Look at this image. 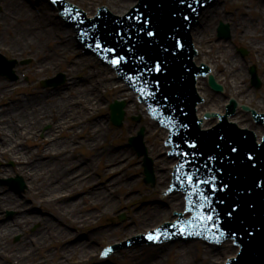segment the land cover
<instances>
[{"label": "bare ground", "instance_id": "bare-ground-1", "mask_svg": "<svg viewBox=\"0 0 264 264\" xmlns=\"http://www.w3.org/2000/svg\"><path fill=\"white\" fill-rule=\"evenodd\" d=\"M30 1L0 0V5L4 9L2 13L0 12V49L18 58L34 56V64L30 67L34 71V77L47 74L49 71L55 72L57 66L65 65L67 73L72 76L79 72L86 73L79 81L77 79L71 81L69 77L62 82L56 80L57 89L35 88L31 96L16 97L11 103H5L6 109H0V157H7L8 160L15 162V171L18 168L25 175L35 204L44 209L42 210L44 213H51L59 219H68L70 222L66 223L71 225L92 227L99 219L98 209L115 216L120 208L126 206L127 209H131L133 222L130 223L127 220L116 227L109 224L104 228L95 229L93 233H88V240L73 241L70 240L72 235L67 229L57 226L52 220H45V222L42 220V222L41 214L37 213V209L24 212L25 203L22 198L17 197L16 193H5L0 190V211L10 209L16 214L11 221L8 219L0 221V257H2L0 264H65L66 260L69 264H96L95 262L105 264L99 261L97 254L99 244L104 239L111 241V238L117 235L130 232L127 236H131L138 232V228H157L171 215V211L155 200H152V206L149 207L139 204L142 201L136 195L137 191L130 188V186L133 188L136 186L137 180L126 174L130 164L137 159L133 156V152L125 147L113 149L108 145V141L113 140L117 133L107 128V123H111L109 114L105 116L108 118L106 120L105 117L97 116V113L100 110L102 112L106 103L111 104V98L131 100L126 111L144 114V120L147 121L145 138L147 144L152 145L149 148V155L155 160L154 170L160 189L168 186L172 168L177 163V159L168 157L166 151L169 147L161 143V140L164 141L168 136V130L160 128L155 121L148 122L145 106L143 105V109H140V105L135 100L136 94L132 93L128 83L116 81L117 76L110 66H101L97 71L89 73L88 68L94 61L88 56L78 55V46L71 36V30L60 23L59 17L57 18L52 10L53 6L48 5L47 0ZM136 1L78 0V4L86 7L89 16L96 14L97 6L100 4H106L107 8L116 15H123ZM225 1L238 4L245 2L244 0ZM253 5L255 6L253 9H244L247 14L251 11L252 15L247 16L242 11L227 15L220 3L213 5L204 11L201 16L202 27H196L192 35L205 61L209 55L211 62L215 63L212 75L223 84L225 90L229 88L231 96L237 98L240 104L244 102L250 104L252 99L254 101L258 99V105L255 107L261 111L264 109V91L260 95L251 93L247 85L243 83L250 74L242 65V61L232 54L229 47H221V44L212 41L218 22L228 23L232 38L240 42L246 41L249 49L258 53L256 63L261 68L262 78H264V1L254 2ZM31 6L40 10L34 13ZM255 13L258 16L254 15ZM206 42L212 49L211 54L214 52V46L218 45L215 55L207 53ZM249 57L253 58L252 55ZM196 60L199 64L204 59L197 56ZM21 68L25 67L23 65L18 67V69ZM207 80L208 78L198 79L200 95L206 99L205 105H198L200 118L209 111L224 114L230 98L226 94H213L206 84ZM8 84L9 82L0 80V100L9 98L18 89L16 86L10 90L12 85L10 84L7 88ZM217 120V118L205 120L204 128H210ZM231 121H238L240 127L253 129L258 134L259 141L264 134V126H255L250 120L249 113L242 114L238 110ZM130 123L128 122V128L125 127L127 133L139 129V124ZM48 125L47 129H50H44ZM41 133L43 135L47 133V136L42 141H38L39 148L35 151L26 149L24 140H31L34 134ZM58 133L64 138H67L65 135L67 133H72L71 136L75 139L85 138L79 142V145L85 144L93 150L90 152L91 159L87 158L88 161L85 164L78 163L75 158L73 160L68 151L70 148L72 150L74 145L66 139L56 141L53 137ZM119 134L121 142L123 132ZM149 139L153 141V144ZM95 166H98L100 178H96L92 173ZM1 169L6 170V168L0 165V172L5 173ZM101 180L103 183L107 180L104 185L112 187L114 192H122L126 198L120 202L116 201V198L112 196L114 192H107L104 185H100ZM167 198L173 205L171 210H184L185 200L181 193H172ZM87 199L94 201L93 209H87L88 206L83 209L82 202ZM135 202H138L141 208L133 213L132 208L138 205L134 204ZM29 206L26 205L25 208ZM170 219L175 220L177 217H170ZM33 221L34 223L39 221L37 223H41L42 229L31 235V238L27 234L20 243L10 241L13 234L18 233L23 227H31ZM90 239L93 241L90 242ZM119 239L116 238L113 242ZM193 246L196 252H193ZM55 247L57 248L54 249ZM237 251V248L228 244L222 249L206 247L203 252L198 246L196 247L195 242H191L181 243L176 250L174 245H168L165 251L164 249L155 251L145 258L139 257V254L133 255L134 253L131 252L128 258L129 264H224L228 258L236 255ZM165 252L173 255L174 260L171 263L164 261ZM198 252H203V258L200 261L196 255Z\"/></svg>", "mask_w": 264, "mask_h": 264}, {"label": "rangeland", "instance_id": "rangeland-1", "mask_svg": "<svg viewBox=\"0 0 264 264\" xmlns=\"http://www.w3.org/2000/svg\"><path fill=\"white\" fill-rule=\"evenodd\" d=\"M245 2L243 4H238V3H233L232 1L231 2H226L225 0H220V4L221 6H223V10H226V14L227 15H231L233 13H237L238 11H242L243 14H245L246 16L247 15H250L251 14V11L247 14L245 12V8L247 9H253L255 6L253 5L254 2H261V1H264V0H244ZM73 2V1H72ZM252 2V3H251ZM74 3H76L78 6V0H75ZM248 3V5H247ZM106 4H100L98 6H105ZM97 6V7H98ZM84 8V11H87L86 10V7H82ZM3 8H2V5H0V12L2 13L3 12ZM257 10V9H255ZM35 13V11H34ZM257 13H255L254 15H256ZM252 15V14H251ZM258 16V14H257ZM254 19L257 20V17L254 16ZM219 23V22H218ZM218 26L219 24L217 25L216 27V34H214V37L212 38V41L213 42H216L217 44H221V47L222 46H225V47H229V50L232 51V54L235 56H237L240 61H242V65L244 67H246L247 71L249 72V67L250 66H255L256 69H257V73H258V77L261 81V86L260 87H255L252 85V80H251V76L249 78H247L243 83L247 85V89L251 91V93H258V95H260L263 91H264V78L263 77V74H262V71H261V68L259 67L258 63L257 62V59H258V53L255 51V50H250L249 47H248V44L246 41H243V42H240L238 39H233L231 37V39L225 41V40H218V37H217V29H218ZM209 43L206 42V50H207V53L210 55H215V52L217 51L218 49V45L214 46L215 49H214V52H212L211 54V48L209 47ZM217 48V49H216ZM240 48L244 49L246 51V55H241L240 53ZM78 55L82 54V48L81 49H78ZM0 54L6 56L7 58H9L10 60H13L15 61V66H14V75L16 76V78L14 79H10L9 78H6L4 76H0V80H5L6 82H9V84L7 85V88L9 87V85L11 84L12 85V88L10 90H13L16 86L18 87V89L15 91L14 94H11L9 96V98H5L4 100H0V109H6L7 106H5L4 104L5 103H11L13 99H15L16 97H20V98H27L28 96H31V93L33 91V89L35 88H39V89H43V90H52V89H57L58 87H54V86H47V87H43L42 86V82L43 81H46L47 79H50V78H55L57 77L59 74H62V76L64 77V81H66L69 77V79L72 81L73 80H80L81 79V76H84V74L86 72H79L78 74H75V75H71V74H68L67 73V67L66 65L65 66H57V70H55V72H52V71H49L47 74H41V75H36V77H34V71L33 69H30L31 65L34 64V56H31V55H27L23 58H18V57H15L13 55H11L10 53H8L6 50L4 49H0ZM83 55V54H82ZM252 55V59L249 57ZM86 56H89V59L92 58L91 55H86ZM74 57H77V56H74ZM63 58V57H62ZM200 58L204 59L202 61H205V57H203L202 55L200 56ZM64 59V58H63ZM70 60V59H69ZM93 60V59H92ZM66 61V60H65ZM206 61L209 62L213 67L215 65V63L211 62V60L209 59V55L207 56L206 58ZM69 64V63H68ZM101 62L98 61V63L96 62H92V64L90 65V67L88 68V72L91 73V71H97V69L99 67H101ZM23 65L25 68H21V69H18L19 66ZM225 67V65H223ZM87 72V73H88ZM218 74H222V72H218ZM212 92V90H211ZM226 92V96H230V98L232 97L230 92L231 90L228 88ZM213 93V92H212ZM252 95V94H251ZM76 97V96H75ZM74 99V97H73ZM111 101H113V99L110 98ZM124 100V99H122ZM79 101V100H78ZM77 101V102H78ZM126 101V100H125ZM131 102V100H128L126 101V107L127 105ZM258 102L259 100L255 99V101L252 99L250 101V104H252L253 106L252 107H255L258 105ZM245 103V102H244ZM79 104V103H78ZM247 104V103H246ZM142 108V105L140 104V109ZM126 109V108H125ZM238 110L241 111L242 114H246V112L243 111L242 108H238ZM262 112H264V109L261 110ZM105 113V115L103 114ZM109 106L108 104L106 103L105 106L103 107L102 109V112L100 110V112L97 113V116H99L100 118L102 117H107V115L109 114ZM105 117V118H106ZM134 117H140L139 121L135 120ZM147 117V120L148 122H151L150 118L146 115ZM108 118H106L107 120ZM251 121L255 124V126H257L258 124L252 119V117H250ZM146 120V119H145ZM144 120V114L141 113V112H133V113H129L128 111H126V116L124 118V122H123V125L121 127H116L114 126L113 124H108L107 123V128L110 130V131H115L117 133V136L115 138L110 139L108 141V145L110 147H112L113 149H121L123 147L131 150L133 152V156L137 159L134 161L133 164H130V169L129 170H126V174L128 173L129 175H131L133 178H135V181L137 180V184L136 186L133 188V186H130V188L133 190L135 189L137 191L136 195L138 196V198L140 199V201H142L141 203H139L140 205L142 206H152L151 203L153 202L152 200H155V202L158 201V203H161V201L163 200L162 196H163V193L165 192V188H162L160 189L159 187V183L157 181V175L155 173V183L154 184H146L144 182V173H143V162H144V157H141L137 151L132 148V147H129L128 144H129V138L131 136H136L138 134V132L141 130V128H145V135H146V127H147V121ZM128 122H131L132 124L135 123V124H139V129L136 131H132L131 133H127V131L125 130V127L128 128L129 127V124ZM130 123V124H131ZM48 126H46L44 129H47ZM50 129V128H48ZM47 129V130H48ZM79 132L81 130H78ZM123 132V136H122V139H121V142H120V134ZM47 134V133H46ZM46 134H40V135H37V134H34L31 138V140H24L26 143V149L28 150H37L39 148V144L38 141H42L47 135ZM67 136V138L63 135H60L59 133L56 135H54L53 138H56V141H61V140H67V141H70V144H73L74 145V148L71 150L68 151L69 154L72 155L73 157V160L75 158V161H78V163H81L82 164H85L87 160V158H89V160L91 159L92 157V154L90 153L91 150L89 147H86L87 145L85 144H80L79 145V142L80 141H83V139L85 138H81V139H75V138H72V133L71 134H65ZM119 137V138H118ZM151 144H153V141H151V139H149ZM161 143L162 140H161ZM144 147L147 149L148 153H149V148L152 147V145H149L147 144V139L145 138L144 136ZM148 156L152 159L153 161V167L154 169L156 168L155 167V160L153 157H151L149 154ZM7 157H0V165L1 167L4 166L6 168V170L4 169H1L5 171V173H2L0 172V180H4V179H8L9 177H16V176H21L23 178V181L25 183V188L22 192L20 193H17V197L19 198H22L24 203H25V207L26 205H30L29 207L25 208L23 207V210L24 212H29L30 210H34V209H37V213L41 216V221L43 220L45 222L46 221H49V220H52L57 226H61L62 228H65L67 229L68 232H71V239L70 240H78V239H82V240H85V239H89L88 238V233H93L95 231V229H99V228H104L106 226H108L109 224L112 225V227H116L120 224H123L125 223L127 220L132 223V217L133 215L130 214V211L131 209H127L126 206H123L122 208H120L118 210V213L115 214V216H111L109 214H107L104 210L100 211L99 209L97 210L98 212V221L94 223V225L92 227H78V226H75V225H71V224H68L66 222H70L68 219L66 220L64 218V220L62 218H58V216H55V215H52L51 213H44L42 209L39 205H36L32 195L33 193L31 192L30 188H29V184L27 182V179L25 177V175H23V173L17 168V171H15V167H16V164L13 160H8V158L6 159ZM45 159V158H44ZM13 169V170H11ZM3 171V172H4ZM125 171V170H123ZM155 171V170H154ZM92 173L96 176V178H100L101 177V174H100V171H98V166H95L94 169H92ZM103 180V179H102ZM102 180L100 181L101 182V186L104 185V183H107V180H105V182L103 183ZM105 187V190H107V192H114L112 189V187H108L106 185H104ZM29 189V191H28ZM0 190H2L3 192H12L10 190V188L8 186H5V185H0ZM13 193H16V192H13ZM63 195H65V193H63ZM113 197H115L116 201H121L122 199H125L126 196L123 195L122 192H114ZM166 201V200H165ZM167 209L171 210V208L173 207V205H171L169 203V201H167ZM134 204H138V202H135ZM137 205L135 206L134 208H132V211L133 213L137 210H139L141 207L140 205ZM170 205V206H169ZM35 206H37L35 208ZM85 206H88L87 209H93L94 207V201L93 200H89L87 199L85 202H82V207L83 209H85L84 207ZM86 209V210H87ZM13 213V216L9 217L8 216V213ZM0 221H3V219H8L9 221H11V219H13V217L16 215L15 212L13 210H10V209H6L4 211H0ZM3 215V216H2ZM100 215V216H99ZM121 215H125L124 219H120ZM172 213L169 217H167L166 220L170 219V217H172ZM62 219V220H61ZM42 221V222H43ZM39 222V221H37ZM33 221V224L31 227H23L18 233H15L13 234L11 237H10V241L11 242H14V243H20L25 236L30 235V238L32 237L31 235H33L35 232L39 231L40 229H42L40 226L39 223H37ZM15 224V223H14ZM15 227H17L16 225H14ZM149 226H152V225H149ZM139 230L138 231H146V229L148 228H138ZM134 230H137L136 228H134ZM30 234H29V233ZM136 232V231H135ZM131 233V232H130ZM129 233V234H130ZM129 234H121V235H117L113 238H111V241L110 239H104L102 243H100V248L101 246H105L113 241H115V239L117 238H120V239H124L127 235ZM77 238V239H76ZM119 239V240H120ZM93 240L90 239V242H92ZM196 244V247L198 246L200 248L201 251L204 252L205 248H209V246L201 241H196L195 242ZM174 245V250H176L179 245H180V242L178 243H175V244H172ZM59 246V245H58ZM57 246V247H58ZM57 247H55L54 249H56ZM142 247V246H141ZM164 249H166L167 246H163ZM194 247V246H193ZM99 248V250H100ZM223 248V247H222ZM220 248V249H222ZM162 248H158V247H150L149 248H140V247H136V249H134L133 251L131 249H126L125 251H122V252H119V253H116L115 255H113L111 258H110V261L113 263V264H129L130 262V259L128 258L130 255L131 252H133L135 254H139V257H147V256H150L152 255L153 252L155 251H159L161 250ZM193 249V252H196V248H192ZM99 250L97 251V254L99 253ZM129 252V253H128ZM203 252L196 254L198 255V259L199 261L202 260L203 256ZM132 255V254H131ZM164 261L168 262V263H171L172 260H174V257L173 255H169L168 252H165L164 253ZM196 257V256H195ZM194 257V258H195ZM2 258V257H0ZM99 259V258H98ZM109 261V262H110ZM110 262V264H111ZM97 264V262H95ZM65 264H69V262L66 260L65 261ZM173 264V263H172Z\"/></svg>", "mask_w": 264, "mask_h": 264}, {"label": "snow or ice", "instance_id": "snow-or-ice-1", "mask_svg": "<svg viewBox=\"0 0 264 264\" xmlns=\"http://www.w3.org/2000/svg\"><path fill=\"white\" fill-rule=\"evenodd\" d=\"M53 3H56L57 0H52ZM140 23L141 27L139 31L143 32L145 30V26L150 22L147 20H139L136 18ZM188 19V17H185ZM118 35H123V33H119ZM146 35L150 38L156 37L157 33L154 31H147ZM98 51L105 53V59H108L110 56L111 59H108V63L114 67L119 69L123 64L127 63V56L120 55L117 53V49L115 47H109L103 41V38H96L94 37V45H89V47H93ZM175 47L177 49H182L183 45L176 41ZM129 52L132 51L131 48L128 49ZM164 52L168 50L165 48L163 49ZM175 55V53H172ZM139 62L143 67L138 69L139 75L133 77L132 75H128L125 77L130 82L134 80L139 81L143 80V87L137 88L140 95L144 98H150L152 100L156 99L157 91L152 90L159 89V80H155L153 83L152 80L146 79L149 74H161L165 72V61H162L157 54L153 60V63L149 66L147 63L145 56L141 55L139 57ZM135 86V85H134ZM165 99H167L165 97ZM150 110L155 113L154 109ZM169 123L172 126H176L179 124L180 128H187V125L180 123L179 121L175 120L174 117H169ZM163 124V120L160 121ZM169 125H165L168 127ZM226 137L224 135H220L218 140L224 141ZM185 146L188 148L195 149L197 148V144L195 142H189L188 140H184ZM220 144L216 145L217 148H220ZM178 149L180 145L176 146ZM229 153H238V148L233 144L228 145ZM176 155L182 157V162L179 163L178 167L176 168V181L179 184L180 188L186 193L185 200L187 202V211L188 212H196V215L190 221H180L179 224H174V228H178L179 234L181 235H200L201 232L199 231H189V227H191L195 222L199 221L200 225H202V231L207 232L209 231L208 226L211 225L212 236H206V239L214 240L216 243H220L221 237L225 236V231L222 228L223 220L220 219V213L216 211L213 207L212 198L207 194L209 191L212 194L217 192H222L226 194H230L233 197L232 204L229 207V210L225 214L229 220H236L240 224V229L249 237H254L256 235V231H253L254 225L248 224L245 225L243 222V218L241 214L244 212L245 208L252 210L254 209V204L249 201L245 200V195H251L250 190L244 189L240 190L239 188H233L230 183L224 182L220 177L223 176V169L217 170V173H213L211 165L214 161H216L217 157L215 155H209L207 159L200 163L197 159V153L192 152H184L178 151L175 153ZM191 157V158H189ZM230 164L235 165L237 163L236 159H233L231 155L226 157ZM245 160L248 163V167L255 168L256 161L255 156L252 153H247L245 155ZM223 163V160H221ZM205 170L209 173V175H204ZM258 188H264V184H257ZM195 197V199H193ZM218 203H225L223 199L219 200ZM219 235H216V234ZM231 235L235 236V233H231ZM162 236H165L164 233L157 231L155 233H150L148 235V239L150 241L158 242ZM165 238H168L165 236ZM243 239L242 237L240 238ZM237 248H241L240 244L236 245ZM242 250V249H241ZM111 249H108L103 253V255L107 256Z\"/></svg>", "mask_w": 264, "mask_h": 264}, {"label": "water", "instance_id": "water-1", "mask_svg": "<svg viewBox=\"0 0 264 264\" xmlns=\"http://www.w3.org/2000/svg\"><path fill=\"white\" fill-rule=\"evenodd\" d=\"M219 3V2H218ZM218 3H216L215 4V6L218 4ZM76 4V3H75ZM105 6H107V5H105ZM84 9V8H83ZM109 10H110V8H108ZM111 12H112V10H110ZM172 13V11H169V12H167V14H171ZM204 13V12H203ZM164 13H159V12H156L155 10L153 11V14H152V16H151V18H150V23H149V26H145V30H149V29H153V30H155L156 31V33H158L161 37H165L166 35H167V32L168 31H170V29L172 28V26L170 25L173 21H172V18L171 19H167V17L166 16H164ZM163 18H166L165 19V22H162V23H160V20L162 21L163 20ZM139 27H141V25H139ZM196 27H202V23H201V19H200V23L196 26ZM196 27L194 28V30H193V32L195 31V29H196ZM185 32H186V30H184ZM193 39H194V37H193ZM171 43H174V41H171ZM172 45V44H171ZM130 47L131 46V44L130 43H128V44H126V45H124V46H122L123 48H127V47ZM173 47V49L175 48V46H174V44L172 45ZM184 50V49H183ZM182 53H184L185 51H181ZM180 53V52H179ZM177 54V56H178V59L176 60V63H178L180 66L184 63V62H186V61H184L183 59H181L180 58V54ZM187 59V58H186ZM195 61L197 62V60H196V58H195ZM194 69V68H193ZM196 69H198V68H196ZM198 70H201V69H198ZM199 79H201V78H199ZM210 84H211V86L214 88V89H217V90H220L221 89V87L216 83V81L214 80V78L213 77H210ZM132 89V88H131ZM197 89H198V93L200 94V92H199V88H198V82H197ZM133 90V89H132ZM236 99V101L239 103V101H238V99L237 98H235ZM206 104V102L205 103H200L199 105H205ZM240 104V103H239ZM175 105H179L180 107H174V109H172V110H170L169 112L170 113H172V114H174L175 116H179L180 117V119H181V121L182 120H184V119H186V117L187 116H184V114L186 113V111H188L189 110V108H186L185 106H184V104H183V102H181V101H176L175 102ZM252 105V104H251ZM122 106L123 105H117V104H114V105H112L111 106V108H112V111H113V114H112V119H113V122L116 124V125H118V126H120L121 124H122V121H123V118H124V112H123V110H122ZM171 107H173V106H170V108ZM183 109H182V108ZM197 108H198V105H197ZM232 108V107H231ZM233 109V108H232ZM256 109H257V107H256ZM198 110V109H197ZM210 113L212 112V113H214L215 111H209ZM237 112H238V109L236 110V115H237ZM264 113V112H263ZM187 115V114H186ZM197 115L199 116V113H198V111H197ZM235 115V116H236ZM189 114H188V119H189ZM235 116H233V117H230L229 118V120L231 121ZM200 118V117H199ZM204 118H202V120H203ZM212 120V119H211ZM189 122V121H188ZM204 122H205V119H204ZM234 123H236V124H238V121H235ZM239 125V124H238ZM204 127H205V124H204ZM193 130L192 129H189V131L188 132H182L180 135H181V141H184V140H187V139H189V138H191L192 136H191V132H192ZM206 134V139H207V141L206 142H209L210 140H216V137H211V136H213L212 134H210V133H207V132H205ZM218 132L216 131L215 132V134H217ZM218 140V139H217ZM235 146L237 147V144H235ZM214 149V148H213ZM212 149V150H213ZM212 150H211V152H212ZM241 152H243V153H246L247 154V151H246V147L243 145L240 149H239ZM203 154H205V153H203ZM225 155H228V153L227 152H225L224 153ZM231 156H234V158L233 159H236L237 160V163L240 161V154H232ZM217 157L219 158V163H220V165H221V169H223L224 171H226L227 170V174H229V176H230V178H235V176H238L239 177V179H241V180H250L249 178H248V176L245 174V173H240V172H238V170L236 169V165L237 164H235V165H233V164H230V163H228L227 162V160H226V156H224L223 154H217ZM173 158V157H172ZM221 160H223V163H221ZM146 166H147V172H148V170H149V167H148V165L146 164ZM250 178H252V176H249ZM247 178V179H246ZM148 180V179H147ZM246 181H245V183H246ZM252 183L254 182V180H252L251 181ZM242 182H240V181H238L237 180V182H236V185H240ZM174 194H177V193H174ZM258 209L263 213L264 212V201H262L260 204H258ZM220 211H221V209H219ZM229 210V209H228ZM222 212V211H221ZM253 217L254 218H256V216H255V214H253ZM262 217H264V214L262 215ZM261 217V218H262ZM260 218V219H261ZM260 219L258 220V222L256 221V222H254L253 220H252V225H254V228H256V225H258L259 223H260ZM245 225H248V224H245ZM240 226V225H239ZM253 228V229H254ZM258 234H256L255 235V237L257 236ZM189 243H191L190 241L189 242H187V244H189ZM131 249V248H130Z\"/></svg>", "mask_w": 264, "mask_h": 264}]
</instances>
